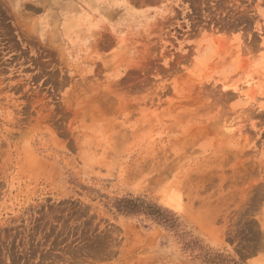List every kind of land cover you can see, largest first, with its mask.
Masks as SVG:
<instances>
[{
    "label": "rangeland",
    "instance_id": "1",
    "mask_svg": "<svg viewBox=\"0 0 264 264\" xmlns=\"http://www.w3.org/2000/svg\"><path fill=\"white\" fill-rule=\"evenodd\" d=\"M0 264H264V0H0Z\"/></svg>",
    "mask_w": 264,
    "mask_h": 264
}]
</instances>
